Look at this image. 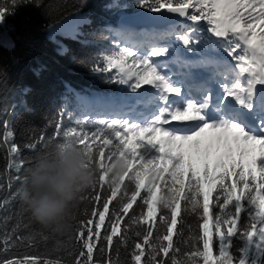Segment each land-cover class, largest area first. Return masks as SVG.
I'll return each instance as SVG.
<instances>
[{
	"label": "snow or ice",
	"instance_id": "obj_1",
	"mask_svg": "<svg viewBox=\"0 0 264 264\" xmlns=\"http://www.w3.org/2000/svg\"><path fill=\"white\" fill-rule=\"evenodd\" d=\"M140 6L155 13L166 9L192 22L206 20L208 31L217 38L209 40L208 46L223 48L235 64L212 57L199 61L177 57L171 62L189 72L183 74L185 79L174 80L163 71L169 61L158 63L153 57L169 54L170 48L158 42L169 36L193 51V36L187 31L132 34L102 57L93 70L116 69L110 80L127 85L132 92L151 86L138 95L153 110L134 118L135 103L141 101L125 100L130 111L120 109L106 118L76 120L77 127L64 132L88 157L85 167L95 169L93 187L107 184L111 189L100 209L92 213L98 221L90 218L86 225L93 227L77 230L81 250L74 264H96L95 252L106 253L116 244L127 247L131 231L139 239L132 245L133 264H178L173 236L180 234L178 217L183 220L188 212L202 220L203 236L198 234L197 239L203 240V250L197 245L179 264H189L195 257L209 264L214 246L220 264H232V237L243 241L238 264H264V192L260 191L264 188V87L257 88L264 86V0H141ZM5 14L0 9V19ZM197 68L211 69L212 74L198 83L191 71ZM189 80L188 91H184ZM214 80L222 92L208 86ZM172 121L198 123L191 131H182L166 127ZM11 152L17 148L11 147ZM117 162L123 171L113 177ZM257 172L262 183L252 195L250 181L255 183ZM94 199L101 201V196L97 193ZM242 213L248 216L247 223ZM133 225L147 228L138 231ZM154 226L165 229L162 236L154 233ZM15 238V231L6 236L4 247ZM0 264L16 262L8 259Z\"/></svg>",
	"mask_w": 264,
	"mask_h": 264
},
{
	"label": "trees",
	"instance_id": "obj_2",
	"mask_svg": "<svg viewBox=\"0 0 264 264\" xmlns=\"http://www.w3.org/2000/svg\"><path fill=\"white\" fill-rule=\"evenodd\" d=\"M140 4L141 0H0V9L6 12L0 19V261L74 264L80 259L77 230L93 227L86 225L90 218L94 223L98 221L92 213L100 209L103 198L110 196L109 186L97 185L84 196L75 210V227L70 238L43 231L35 224L18 192L37 158L54 143L62 141L64 132L77 127L75 121L79 118L74 112L78 107L77 96L126 94L121 84L110 80L114 69L111 72L93 69L104 55L116 50L118 42L112 33L118 31L112 26L119 13L146 9ZM76 16L78 24L70 31L56 29ZM179 26H173L172 31H181L177 29ZM13 146L17 148L16 153L11 152ZM234 179L230 178L228 183ZM97 193L101 201L94 199ZM113 205H109L110 209ZM242 221L248 222L244 213ZM201 223L200 217L192 212L184 215L183 220L178 217L180 234L173 236L178 246L175 253L178 264L187 260L197 245L202 250L203 240L197 239L198 234L203 236ZM144 228L147 225H133L134 230ZM14 231L16 238L4 247L6 236L13 235ZM153 231L162 236L165 229L154 226ZM127 235V247L116 244L106 253L95 252L96 264H108L109 257L111 264H133L132 245L139 239L135 231ZM231 240L232 261L237 263L235 237ZM199 261L195 257L189 264Z\"/></svg>",
	"mask_w": 264,
	"mask_h": 264
},
{
	"label": "clouds",
	"instance_id": "obj_3",
	"mask_svg": "<svg viewBox=\"0 0 264 264\" xmlns=\"http://www.w3.org/2000/svg\"><path fill=\"white\" fill-rule=\"evenodd\" d=\"M88 157L72 137L54 143L30 169L19 199L30 219L43 231L70 238L75 210L97 181L95 169L85 167ZM123 171L120 162L111 175Z\"/></svg>",
	"mask_w": 264,
	"mask_h": 264
},
{
	"label": "rangeland",
	"instance_id": "obj_4",
	"mask_svg": "<svg viewBox=\"0 0 264 264\" xmlns=\"http://www.w3.org/2000/svg\"><path fill=\"white\" fill-rule=\"evenodd\" d=\"M187 20V19H186ZM78 24V17H72V18H69L67 21H65L63 24L59 25L56 27L57 30H65V31H70L72 28H74V26H76ZM187 28H191L189 30H187L188 33H197V37L199 36V45H197L198 43V40H193V47L196 48V49H199V48H204L205 46L207 47L208 46V41L211 40L212 38H216L214 36H212V34L208 31V28H209V24L206 20H201V21H198V22H192V21H189L187 20L185 22ZM126 26V27H125ZM128 27V28H127ZM112 28L114 30H117L118 33H112V35L114 36L115 40L118 42V44H122L125 40H127V38L132 35V34H142V33H161V32H166V31H170L172 29V26L171 25H166V26H158V27H155L154 30H151V28H141V29H138L137 31H133L131 34L130 33H126L127 30L131 29L133 30L132 27L130 26H127V25H124V24H120L118 22L115 23L114 26H112ZM177 29L181 30L182 32H185L183 31L182 29H184V27H181L179 26V28L177 27ZM193 29H195V32H193ZM124 31V32H123ZM153 31V32H152ZM134 38H139L138 36L134 37ZM217 39V38H216ZM172 46V52L175 50V49H181V47H183V44L182 42L180 41H175L173 43L170 44ZM217 49V48H216ZM216 54H223L224 56H227V54L223 51V48H218V51L215 52ZM169 55V54H168ZM186 55H190L189 51L186 52ZM221 59H224V57H221ZM225 60V59H224ZM227 61L228 62H232V64H235V62H233V60L231 59V57H228L227 58ZM174 66H177L176 63H174ZM183 68V69H182ZM181 69L184 70L185 68L182 67ZM168 69V68H167ZM115 71V74L117 72L116 69H114ZM169 75H172L171 73L167 72ZM182 74L181 73H178L176 76L172 75V77L174 78H181L180 75ZM179 75V76H178ZM124 92H126V94H118V97L117 100H119L120 102H123L125 100L129 101V100H133L135 99V96L137 95L138 91L139 90H146V89H150L149 85H145L143 86L141 89L137 90V92H132L127 85H123L121 84ZM147 86V87H146ZM149 87V88H148ZM66 90H69V89H66ZM96 93V92H95ZM94 94V93H93ZM97 94V93H96ZM99 95V94H98ZM96 95V96H98ZM87 96H77L76 97V102L78 103V107H76L74 109V112L76 114V116L80 119H84V120H87V119H90V118H106L107 115L109 114H101V113H98V114H94L92 112H89L90 109L94 106V104H97V102H102L104 101L103 99L100 100L98 98H95L93 101L91 100L89 103L85 100ZM106 98V97H105ZM107 99V98H106ZM87 102V103H86ZM105 102L107 103V101L105 100ZM110 103H113V102H110ZM110 103H107V104H110ZM238 106V105H237ZM85 107H87V109H85ZM90 107V108H89ZM137 107V109L140 108V105H137L135 106V108ZM151 107V105H149V108ZM115 109V108H114ZM93 115V116H92ZM104 116V117H103ZM180 122V121H178ZM172 123V122H171ZM168 124L166 125V127L168 128H176V125H172V124ZM184 131H191V129L189 130H184ZM141 151H143V149H141ZM152 151V150H150ZM257 155V168H259V153L257 151L256 153ZM239 171V170H237ZM262 183L259 179V173L257 172V179L255 181V183H252L250 181V187L252 188V193L256 194V185L257 184H260ZM219 187V186H218ZM261 192H264V188H261L260 189ZM213 205L215 206V201H213ZM231 207V206H229ZM259 227V225H258ZM209 228L210 230L214 231L212 225L210 224L209 225ZM254 239H256V237L254 236L253 237ZM214 241L217 239L215 236H214ZM235 242H236V247H235V250L238 252L239 256L242 255V253L239 251V249L242 247L243 245V241L241 239H239L238 237H235ZM203 250V248H202ZM217 250V251H216ZM238 256V257H239ZM198 259H200V261L198 262V264H204V261L202 258L198 257ZM238 261V260H237ZM209 264H220V259L218 257V247L215 246V250L212 249V256L210 257V261H209ZM232 264H238L237 263H233L232 261Z\"/></svg>",
	"mask_w": 264,
	"mask_h": 264
},
{
	"label": "bare ground",
	"instance_id": "obj_5",
	"mask_svg": "<svg viewBox=\"0 0 264 264\" xmlns=\"http://www.w3.org/2000/svg\"><path fill=\"white\" fill-rule=\"evenodd\" d=\"M186 21L187 20H185L183 22H180L178 24H181V27H184V26H186V24H185ZM151 30H154V28H151ZM127 32L131 34L133 31L131 29H129V30L126 31V33ZM216 40H217L216 38H212L211 39V41H216ZM216 48L217 47H215V46H213V47H209V46L206 47L205 46L204 48H199V49L194 48V50L192 51L193 53L191 52L192 54H190V55H192L193 58L190 55L189 56L183 55L184 57L181 56V55H175L174 56V59H176L177 57H179L182 60L199 61V60H201L202 58H205V57H212V58H215L217 60H220L223 54H216L215 52L218 51V48L217 49ZM180 53H182V52H180ZM225 60L227 61V59H225ZM181 68L182 67H181L180 64H177L176 67L170 68V71L169 72L172 73V75H175L176 76L178 73H181L182 72V74L180 75L181 78H175V80L185 79V77H184L183 74L189 72V69L185 68L184 70H182L183 68L182 69ZM211 74H212L211 73V69L198 68L196 75H197V77L199 79L197 80V82L198 83L204 82L205 80H207L211 76ZM191 82L192 81H190V80L188 81V83L186 84L185 91H188V85H190ZM209 87H211V86H209ZM261 87H264V86L257 85V88H261ZM213 89H214V92H222L221 86H219V87L214 86ZM138 92H139L138 94H142V93L145 92V90H139ZM138 94L135 96V100L133 102H137V101H141V102L135 103V106L140 105V108L139 109H137V107L135 108V111H134V114H133L134 115V118H141V114L148 115L153 110V107L151 106L149 108V105L146 104L145 102H143V97L140 96V95H138ZM192 94L193 95L195 94V91L194 90H193ZM96 95H98V94H95V95H92V96L89 95V96L86 97L85 100L89 103L91 100L93 101L95 98H98L100 100H102V99L104 100L105 99L107 101V103H110V102H113V103L107 104L105 102V100L102 101V102H97V104H94V106L90 109L89 112H92L94 114H98V113H101V114L102 113L103 114H111V113H113L115 111H119L120 109H123V111H125V112L130 111V109L125 106V103L120 102L119 100H117L116 97L114 99L107 98L106 97L107 98L106 99L105 96H103L101 94H99L98 96H96ZM229 100H231V98H229ZM237 107H239V106H237ZM172 123H171L172 125H176V128L184 131V130L192 129V126H194L198 122H196V121H182V122L181 121L180 122H178V121H172Z\"/></svg>",
	"mask_w": 264,
	"mask_h": 264
},
{
	"label": "water",
	"instance_id": "obj_6",
	"mask_svg": "<svg viewBox=\"0 0 264 264\" xmlns=\"http://www.w3.org/2000/svg\"><path fill=\"white\" fill-rule=\"evenodd\" d=\"M185 18L186 17H180L177 14L168 13L166 9L161 10L159 13L150 12L147 9H139L129 13L120 12L117 22L137 28L148 26L163 27L179 23Z\"/></svg>",
	"mask_w": 264,
	"mask_h": 264
}]
</instances>
